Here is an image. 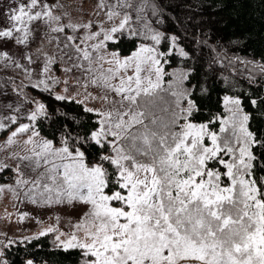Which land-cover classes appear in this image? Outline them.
I'll return each instance as SVG.
<instances>
[{
  "label": "rangeland",
  "instance_id": "obj_1",
  "mask_svg": "<svg viewBox=\"0 0 264 264\" xmlns=\"http://www.w3.org/2000/svg\"><path fill=\"white\" fill-rule=\"evenodd\" d=\"M113 2L27 0L24 4L16 0L15 18L7 27L0 25V77L5 75L11 87L34 104L29 118L16 124H12L13 114L9 117L0 111V131L6 128L0 132V166L13 170V177L0 183V241L27 240L46 233L54 245L75 242L95 252L97 261L87 264L111 259L113 253L108 249L113 246L133 264H264V217L251 177L244 175L250 165V158L244 157H251L246 114L237 105L233 112L238 115L221 124L236 130L227 151L235 149L233 155H240L228 168L230 174L236 165L241 171L232 184L224 188L210 179L217 175L213 169H209V179L197 182L206 161L222 147L219 134L207 123L189 119L194 104L190 87L184 83L187 70L169 69L171 79L165 82V69L157 67V50L152 44L141 43L131 57L107 46L120 27L132 28V33L139 28L138 34L151 36L153 41L160 38V29L144 16L142 24H126L128 11L115 10ZM0 5L11 7V0H0ZM76 62L95 75L73 90L75 76L65 69ZM126 69H134L135 95L142 103L146 98L150 102L141 109L144 121L139 129L129 130L123 121L116 125L122 138L119 144L110 141L113 149L106 155L117 165L119 183L127 191L109 195L99 164H87L79 149L55 144L36 130L34 119L42 102L28 86L78 99L98 111L88 102L92 92L87 85H110L115 83L113 77L120 76L123 91L125 78L131 79L122 74ZM205 137L211 143L206 144ZM92 138L105 139L103 118ZM236 181L247 200L255 202L257 215L249 232L224 225L231 219L228 216L218 226L214 219L219 216L215 202L229 197ZM114 199L121 203L113 205L110 201ZM73 200L88 202V212L78 225L68 214Z\"/></svg>",
  "mask_w": 264,
  "mask_h": 264
},
{
  "label": "snow or ice",
  "instance_id": "obj_2",
  "mask_svg": "<svg viewBox=\"0 0 264 264\" xmlns=\"http://www.w3.org/2000/svg\"><path fill=\"white\" fill-rule=\"evenodd\" d=\"M22 3L26 4L27 0H22ZM250 4L255 12L249 10ZM17 7L16 0H11V7L0 5V25L8 26V21L15 18ZM133 7L132 4L127 5L129 19L126 24L132 23L135 27L139 17ZM118 8H124V5L118 4ZM142 10L153 27L160 29V38L153 41L151 36L128 35L122 28L119 35L113 33L117 38L109 41V46L119 55L131 57L141 43L152 44L157 50V67L163 66L165 69V82L171 79L169 69L182 67L187 70L184 83L192 88L190 98L196 104L189 119L207 123L212 132L219 134L217 139L222 144L221 149L206 161L203 172L196 176L197 182L209 179V169H213L217 175L210 179L227 188L236 173L241 171L239 165L234 167L231 174L228 168V163H234L240 155H233L235 149L233 152L227 151L236 130L227 123L221 127L226 118L238 115L233 112L238 105L247 116V131L251 137V157L245 156L244 159L251 158L252 167L244 175L256 182L260 190L258 198L264 201V32L255 23L247 25L248 21L258 20L264 26V0H147ZM132 31V28L128 29V32ZM136 31L138 33L139 28ZM65 71L75 76V83L70 86L73 90L80 81H87L95 75L80 62L73 63ZM133 71L122 70V74L131 77L125 78L127 87L123 91L120 90V76L113 77L115 83L110 85L95 82L87 85L92 92L88 102L91 109L98 111L90 110L78 99L57 97L30 87L46 98L45 106L53 113L46 119L49 125L58 123L59 131L84 152L88 163L110 165L111 162L105 161L102 154L112 151L110 141L119 144L122 138L116 125L123 121L124 125L130 126L129 130L139 129L144 121L141 109L150 102V98H146L142 103L141 97L135 95L138 87H133L136 84ZM141 71L143 73L144 69ZM63 83L68 87L66 80ZM7 95L5 92L4 96ZM102 118L105 139L98 143L92 139V135L101 127ZM205 143L211 141L205 137ZM7 171V167L0 170V183L8 181V177L3 176ZM115 171L108 172V184L104 191L109 195L113 191H127L118 182L120 177L115 175ZM71 203L73 207L68 209V214L74 217L73 224L78 225V221L88 212V202L73 200ZM110 203L118 205L121 202L114 199ZM39 240L40 237H31L24 242L9 243L0 255V264H37L34 253L42 249L48 255L39 258L40 264H87L88 261H97L96 253L88 251L81 244L60 241L54 246L49 241L45 247ZM108 252L113 255L103 264H133L132 260L120 254L116 246L108 249ZM167 252L165 248V256ZM161 264H166V261H161Z\"/></svg>",
  "mask_w": 264,
  "mask_h": 264
},
{
  "label": "trees",
  "instance_id": "obj_3",
  "mask_svg": "<svg viewBox=\"0 0 264 264\" xmlns=\"http://www.w3.org/2000/svg\"><path fill=\"white\" fill-rule=\"evenodd\" d=\"M113 1L114 2L112 4V7L115 10L127 11L126 10L127 5L131 4L132 0H113ZM132 2H134L133 6L136 5L133 7V10L137 12V15L139 17V21L137 24H142L143 20H144L143 16L148 19V17L143 13V10H142V6L145 3H147V0H134ZM118 4L124 5V8H118ZM249 10L255 12V9L252 8L251 4L249 5ZM149 22H150V20H149ZM253 23L257 24L258 27H261L262 32H264V26H261L259 24L258 20L248 21L247 25L250 26ZM122 28L125 30L126 33H128V35L138 34V33L128 32V29L125 27H120V28L116 29L114 31V33H117V35H119V30ZM138 35H141V33ZM142 36H146V35H142ZM116 38H117V36H114L113 40H115ZM109 41H112V40L107 41V46L110 49H112V47L109 46V43H108ZM122 47H123V45H122ZM0 67H1V63H0ZM180 68H182V67H180ZM187 75H188V73H187ZM186 79H187V77H186ZM30 86H28L30 91L33 94L39 96V98L41 99V102H42L40 112L36 114L35 119H34V126L36 127V130L43 137L52 140L55 144H66L71 150L79 149L85 158L84 152L79 147H77L75 143L70 142L69 139L65 135H63L61 133V131H59L58 123H53L52 125H49L46 122V119L50 118L51 115H53V113L51 112V109H49L45 106V99L46 98L43 95H41L39 92L33 91L32 87H30ZM36 89H42V90H44V92L50 93L51 95H53L47 89H43V88H36ZM5 92L8 93L7 96H4ZM191 92H192V88L190 87L189 96H190ZM0 97L3 99V101H0V111L2 113L3 112L8 113L9 117L13 114V116L15 117L14 118L15 120L13 121L12 124H16L19 121L27 120L29 118V113L34 109V104L31 101V99H29L28 97H25V96L23 97L18 91L13 89L9 83V79H7V77L5 75H2V77H0ZM29 102H31V103H29ZM192 102L194 104V108L191 110L188 117L191 116L193 111L196 109L195 102L193 100H192ZM57 107H60V106L57 105ZM7 120H9V119H7ZM12 124L8 125L7 128L12 126ZM4 127H6V126H4ZM5 129L6 128H3L0 132L3 133V131ZM97 142L101 143L103 141H101V142L97 141ZM109 153L110 152H105L102 155L104 156L105 161L111 162L110 165H107V164H104L101 162H95V163L99 164V166L103 170L104 177L106 180L105 187L108 184V172L109 171L114 170V169L117 170V171H115V175L120 177L118 175L119 173H118L117 165L110 159L109 155H106ZM85 161H86V158H85ZM86 163L92 164V163H88L87 161H86ZM5 167H7L9 169V171L4 172L3 176L8 177V180H9L13 177V170H12V167L9 165L0 166V170L4 169ZM251 167H252V160L250 158V165L248 167V170L251 169ZM237 182H239V181H236L235 184L233 185V191L229 197L224 198V199L222 198L221 200L215 202L216 211L219 213V216L214 217V219L217 221L216 225L218 226L221 224V219H225L228 216L231 219L227 223H225L224 225H231L232 228H234L238 231L240 229H245V230H247V232H249L253 229V226L255 225V223H254L255 221L253 218H254V216L257 215V212H255L256 209L253 208L252 203L249 200H247L245 193H242L241 183L240 182L237 183ZM252 182H253V184L255 186V190H256V199L259 201V204H260V209H261L260 212L262 213V216L264 217V201H262L258 198L260 190L257 188L256 182L253 180H252ZM246 200L248 201V204L250 203V205H248L246 203ZM201 206H202V203L199 202L197 208L199 209ZM263 226H264V223H263ZM35 237H40L39 243L44 244L45 247H47L48 242L50 241L49 236L47 234L46 235H39V236H35ZM24 241H26V240H16L14 242H8V243L6 241H0V255L3 254L4 248L9 243L24 242ZM263 253H264V248H263ZM34 254L37 257V264H40L39 258L41 256L48 255L43 249L35 252Z\"/></svg>",
  "mask_w": 264,
  "mask_h": 264
}]
</instances>
